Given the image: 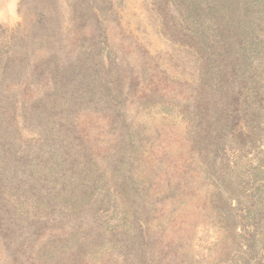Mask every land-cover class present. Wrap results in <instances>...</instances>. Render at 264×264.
Returning <instances> with one entry per match:
<instances>
[{"label": "trees", "instance_id": "obj_1", "mask_svg": "<svg viewBox=\"0 0 264 264\" xmlns=\"http://www.w3.org/2000/svg\"><path fill=\"white\" fill-rule=\"evenodd\" d=\"M145 1L159 31L181 44L166 90L148 83L133 53L118 56L107 0H19L24 26H0V264H94L106 249L111 260L151 264L156 232L141 213L151 212L145 204L154 197L145 182L167 173L174 178L168 191L179 193L191 169L219 189L221 165L232 174L222 137H229L240 71L230 62L242 60L249 38V53L262 52L264 0ZM254 25L262 29L256 37ZM112 140L114 149H104ZM185 148L193 152L186 162ZM176 155L179 167L171 169ZM88 170L93 185L80 179ZM113 170L126 180L118 197L109 187ZM120 203L123 214L133 209L129 227L120 223ZM113 228L106 245L97 244ZM117 229L131 246H117Z\"/></svg>", "mask_w": 264, "mask_h": 264}, {"label": "rangeland", "instance_id": "obj_2", "mask_svg": "<svg viewBox=\"0 0 264 264\" xmlns=\"http://www.w3.org/2000/svg\"><path fill=\"white\" fill-rule=\"evenodd\" d=\"M18 1L0 0L2 28L12 31L24 26L25 20ZM108 2H111L106 11L108 17L116 14V23L113 21L110 23L108 37L118 56L133 53L138 67H146L150 79L148 83L154 84L155 89L166 90L173 86L168 71L173 72L175 66L182 62L178 49L181 44L172 45V41L159 31L152 4L145 0H107V5ZM262 18L258 17L259 22ZM254 26L256 37L257 34L260 35L258 31L262 29ZM261 33L259 37L263 41L261 53L257 51H254L253 55L249 53L251 51L249 38L242 45L245 50L242 60L230 62L238 68L240 76L233 84L236 98L230 102L234 109L230 110L229 137L226 142L222 137V145L225 144L223 152L228 158L225 165L232 171L231 175L226 174L224 171L226 167L221 165L220 174L224 179L218 180V183L223 188L216 187V182L210 175L206 173L201 175L195 169L187 173L189 181L186 182L185 189L179 193L168 191L167 186L170 182L172 186L174 178L169 177L167 173L165 176H159L155 183L148 186L145 182L144 190L147 196L154 197L145 204V208H150L151 212L141 213V216L150 222L152 234L156 232L152 244L156 246L157 253L150 257L151 264H264V173L262 177L252 176L255 169L264 170V30ZM254 50H257V47ZM142 54L145 56L142 57ZM127 59L129 60V57ZM230 63L225 65L229 67ZM157 106L158 104L154 105ZM166 126L163 125L162 130H167ZM172 127L176 125L172 124ZM105 135L100 136L102 140H106ZM107 143L106 148L105 146L103 148L113 150V140ZM143 143L149 149L153 142L145 140ZM82 144L85 145L84 142ZM85 146L86 153L90 155L92 150L88 145ZM103 154L102 159H109L108 155ZM184 155L183 161L186 162L188 157L192 158L193 152L190 155L187 149ZM115 161L117 160H112L113 165ZM172 161L174 163L171 164V169L179 167L177 155ZM88 165L90 168L91 163ZM212 170L213 168L209 171ZM89 172L92 171L88 170L80 179L85 180L86 184L93 185V174L87 175ZM111 173L115 174V179L109 187H113L111 192L118 197L120 192L125 193L126 180L120 179L122 172L118 175L113 170ZM120 180L124 181V186ZM116 206L118 211L120 210V213L117 212L120 223L129 227L134 220L133 209L123 214L124 205L120 203ZM121 216L127 219H121ZM115 228L102 233L97 244L103 242L106 245L105 241ZM116 231L117 246L123 242L131 246L130 238L128 236L126 238L124 234L120 236V229ZM170 246L174 248L169 250ZM127 247L125 252L126 249L129 250ZM166 248L169 252L168 257L164 253ZM107 251L106 249L105 256L101 255L97 263L92 262L123 264L120 257L111 260L107 256ZM117 254L120 256L118 249ZM172 254L175 255L171 257Z\"/></svg>", "mask_w": 264, "mask_h": 264}]
</instances>
